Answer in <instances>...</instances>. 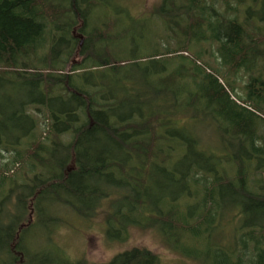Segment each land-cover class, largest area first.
<instances>
[{
  "label": "trees",
  "instance_id": "trees-1",
  "mask_svg": "<svg viewBox=\"0 0 264 264\" xmlns=\"http://www.w3.org/2000/svg\"><path fill=\"white\" fill-rule=\"evenodd\" d=\"M104 1L0 0V83L17 86L19 96L8 116L12 131L0 127V264H40L26 254L22 240L41 222L42 202L89 219L112 196L119 201L116 213L108 214V237L140 221L157 227L176 251L197 262L264 264V165H256L264 158V149L256 147L264 144L257 135V128L264 129V0H162L151 14L167 36L160 39L154 25L151 43L158 50L129 57L114 52L125 50L122 34L112 36L111 25L98 19ZM161 41L176 47L160 51ZM204 42L216 46L225 74L204 69L200 53L188 57L193 43L195 48ZM74 55L81 61L70 62L65 74ZM240 72L247 77L244 97L227 77ZM186 79L196 93L182 85ZM223 114L235 125L231 138L251 148L242 159L233 151H203L199 141L175 129L189 119L212 116L215 122L213 115ZM3 154L12 161L3 163ZM21 161L29 172L9 180ZM147 169L176 177L178 196L168 211L148 206ZM30 208L32 226L24 225ZM128 211L133 219H127ZM222 224L228 232L212 242ZM58 256V263L46 264H68ZM107 264L158 259L133 249Z\"/></svg>",
  "mask_w": 264,
  "mask_h": 264
},
{
  "label": "rangeland",
  "instance_id": "rangeland-1",
  "mask_svg": "<svg viewBox=\"0 0 264 264\" xmlns=\"http://www.w3.org/2000/svg\"><path fill=\"white\" fill-rule=\"evenodd\" d=\"M161 1L162 0H105L103 2V10L98 12L100 14L98 19H101L106 26L111 25L110 34L112 36L122 34V43L125 45L124 52L119 50V48H114V52L119 53L121 56L129 57L134 54L136 56L150 55L152 52L158 50V47L151 43L153 39H156V34L155 37H153L152 27L156 25L158 36L159 38L161 37L160 39L165 38L167 33L162 23L160 26L155 23L152 14L155 8L158 6L160 7ZM72 34L76 42H80L82 44L81 46H83V36L80 35L77 30H74ZM80 38H83V40ZM156 43L160 44L158 41ZM161 43L162 47L160 51H163V49L167 47L169 49H175L176 47L175 42L169 41V45H166L165 41H161ZM191 46L189 47L190 52L188 53V57L194 58L195 54L200 53V64L204 69L211 67L218 70L222 75L227 72V68L221 66V61L217 56L215 45L210 42H204L201 44L199 43L195 48ZM80 61L81 58L74 55L66 66L64 73L69 74L70 62L76 66ZM175 64L176 62L167 63V66L171 68L170 66ZM164 66L165 64H161V67ZM188 72L190 71L188 70ZM127 75L131 76L128 72ZM233 76L234 74L227 75V77H229V82L233 83L235 94L244 97L245 93L243 88L246 84L247 77L241 72ZM182 85L192 93H196L197 91V88L191 80L186 79ZM169 86L170 87L167 85L172 93H177L176 85L170 84ZM18 98L17 86L12 85L9 87L5 83H0V127L7 128L10 132L12 131L13 123L8 119V116L13 109H15L14 102L15 99ZM231 99L241 105L234 95L231 96ZM1 113H5L6 115H1ZM42 116L44 115L41 114L39 116L41 120ZM223 116L224 117L221 119H215L213 115L215 122L211 121L212 116H208L207 119L203 120L189 119L184 121L183 126H181L180 121H177L176 124L181 127H175V129L177 131H182L184 135L190 137L189 139L199 141L203 151H208L209 153L219 156L222 153L226 156H230L231 151H233L242 159L245 153L249 152L251 148L249 145L246 147L241 145L239 147L237 142L231 138L229 133L235 128V125L225 114H223ZM217 121L218 123L216 125ZM253 122H255V120H253ZM45 124L46 121L42 120L41 127L45 128ZM255 124L258 126L257 121ZM39 129L41 131V128ZM34 135L37 136V131ZM257 135L261 138L264 137V129L257 128ZM42 137H44V135ZM221 139L223 142L222 144ZM24 142L25 140H23V143ZM43 144L46 145L48 142L44 140ZM256 147L263 150L264 144H258ZM178 154L179 152L175 155L173 154V156L175 157ZM3 158V163H10L12 161L11 155L3 154ZM173 160L175 163L176 158H173ZM173 160H171V163ZM17 164L18 165H15L14 168L11 169L13 173H15L8 177L10 178L9 180L12 178L15 179L16 175L20 176L25 172H29V168L25 165V161L18 162ZM256 165H264V158H259ZM11 166L12 165H9V168ZM18 166L19 168H17ZM0 170H2L1 162ZM171 170L172 168L170 167V171ZM228 170L231 172L235 170V167H228L227 171ZM42 172L45 173L46 171L42 170ZM175 178L176 177L172 178L151 169L146 170L143 179L145 187L148 189V194L146 195L148 206L159 207V209L166 211L169 210L170 205L173 206L171 201L178 196V189L175 185L178 181ZM17 180H19L18 176ZM0 195L2 197V194ZM11 198L13 199L14 197L12 196ZM118 201V197L112 196L108 203L102 202L101 206L98 207L97 211L89 219L72 216L67 213L63 207L44 201L41 203V208L43 210V215L39 217L41 222H36L33 225L35 221L33 215L34 211L32 214L31 208L27 210L24 225L29 223V226L33 225V227L29 232L25 233L22 240V248L26 249V254H29L31 258L36 257L40 264H46V260H48L49 263L52 261L57 262L56 260H60L58 254H60L62 260L65 261L63 263L75 264L84 262V264H107L116 255L133 249L149 251L157 257L158 264H206L185 257L169 244L168 240L157 227H150L145 224L141 225L137 223L140 221H137L135 224L125 225L122 230L120 229L121 232L117 238H113L111 234L112 238L108 237L106 234L107 222L110 220V216L116 213ZM192 203L193 202H191V204ZM8 208L10 209L11 207ZM108 214L110 216H108ZM188 214L192 217V215H190L192 214L191 211H188ZM125 215L128 220L134 218L133 214L129 211ZM222 218L221 221L223 222L224 216ZM226 232H228V225L222 224L219 233L217 232V234L211 238L212 242L220 240L221 236ZM196 239L200 241V244H205L204 239ZM189 242L191 246H196L194 244L196 243L195 239H190ZM22 261H24V257H22L21 262ZM2 263H4V260H2Z\"/></svg>",
  "mask_w": 264,
  "mask_h": 264
}]
</instances>
